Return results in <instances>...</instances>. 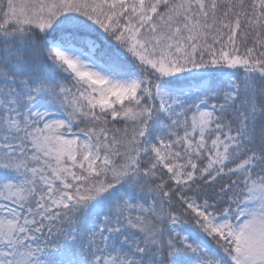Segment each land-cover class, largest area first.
Returning a JSON list of instances; mask_svg holds the SVG:
<instances>
[{
    "label": "snow or ice",
    "instance_id": "1",
    "mask_svg": "<svg viewBox=\"0 0 264 264\" xmlns=\"http://www.w3.org/2000/svg\"><path fill=\"white\" fill-rule=\"evenodd\" d=\"M0 264H264V0H0Z\"/></svg>",
    "mask_w": 264,
    "mask_h": 264
}]
</instances>
